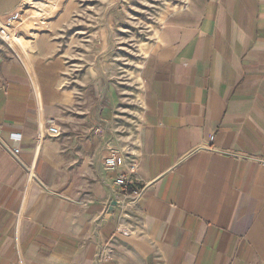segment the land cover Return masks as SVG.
Returning a JSON list of instances; mask_svg holds the SVG:
<instances>
[{
  "label": "crops",
  "instance_id": "0c3cea01",
  "mask_svg": "<svg viewBox=\"0 0 264 264\" xmlns=\"http://www.w3.org/2000/svg\"><path fill=\"white\" fill-rule=\"evenodd\" d=\"M58 16L0 45V264H264V0H188L133 63Z\"/></svg>",
  "mask_w": 264,
  "mask_h": 264
},
{
  "label": "rangeland",
  "instance_id": "374dc122",
  "mask_svg": "<svg viewBox=\"0 0 264 264\" xmlns=\"http://www.w3.org/2000/svg\"><path fill=\"white\" fill-rule=\"evenodd\" d=\"M188 0H27L20 6V19L13 23L10 39L0 43L7 51L15 53L18 41L22 43V51L30 47L38 24L55 19L66 21V25L76 26L79 21L90 22L94 26L84 25L83 30L100 32L103 23L111 21L110 35L112 50L126 53V61L139 62L141 53L147 50V44L154 40L157 31L167 18L184 9ZM8 14L0 19V30L6 23ZM106 26V24L104 25ZM76 28V27H75ZM77 29V28H76ZM81 29V28H80ZM66 30H70L66 28ZM97 42V38L95 40ZM21 47V46H20ZM10 53V52H9ZM22 56V55H21ZM127 67H130L129 64ZM136 68V67H135Z\"/></svg>",
  "mask_w": 264,
  "mask_h": 264
},
{
  "label": "built area",
  "instance_id": "2783aa9c",
  "mask_svg": "<svg viewBox=\"0 0 264 264\" xmlns=\"http://www.w3.org/2000/svg\"><path fill=\"white\" fill-rule=\"evenodd\" d=\"M21 13H20V9L11 13L10 16H8V18L6 19V23L4 24L5 26L3 28H1L0 32L2 35H4V39L9 40L11 33L9 31H7V29H11V27H13V23H15L16 21H18L20 19ZM48 134L50 136H58L60 134V130L59 128L50 123L48 125ZM19 149H14V153H18ZM105 164H106V168L109 170H113L116 169L117 167H119V161H118V157H117V153L114 151L111 155L107 156L105 159ZM137 168V164L134 163L132 165V172L131 173H122L119 174V176L116 178V184L119 187L125 188L127 187L131 182H132V174L135 173V170ZM134 197H138L141 195V191H135L134 193Z\"/></svg>",
  "mask_w": 264,
  "mask_h": 264
}]
</instances>
